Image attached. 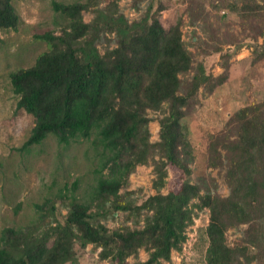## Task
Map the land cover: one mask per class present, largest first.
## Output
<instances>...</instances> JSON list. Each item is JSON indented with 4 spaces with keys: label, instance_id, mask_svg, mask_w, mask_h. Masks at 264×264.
<instances>
[{
    "label": "trees",
    "instance_id": "1",
    "mask_svg": "<svg viewBox=\"0 0 264 264\" xmlns=\"http://www.w3.org/2000/svg\"><path fill=\"white\" fill-rule=\"evenodd\" d=\"M212 1L237 11L245 35L263 37L264 3ZM153 4L132 0L141 14L129 21L116 2L54 3L65 23L58 33L37 36L47 50L32 66L10 73L16 108L34 118L20 150L48 136L63 150L87 141L92 177L82 197L74 193L78 180L66 183L64 191L35 205L37 217L30 225L3 228L0 264H78L88 246L100 262L129 264L143 250L147 259L131 264H162L181 249L186 228L203 209L208 218L205 264H264V101L237 109L221 130L208 136L206 167L220 172L227 195L217 192L215 178L196 181L195 154L183 120L200 105L201 93L211 95L226 82L228 71L214 76L202 61H194L182 39L180 18L155 47L141 32L153 24ZM203 10L204 0H187L189 20L201 15L205 27L213 30ZM83 12L92 14L89 22ZM19 23L13 0H0V32L16 30ZM235 35L229 29L210 33L217 41L213 51L235 43ZM263 58L264 49L253 51L251 63ZM150 112L159 114L154 142ZM169 165L181 171L183 180L175 193L162 194ZM137 166H151L158 204L174 196L167 215L153 210L142 219L133 217L143 209L136 195L140 190H128ZM116 213L124 221L109 229L107 222ZM229 230L239 237L229 241Z\"/></svg>",
    "mask_w": 264,
    "mask_h": 264
},
{
    "label": "rangeland",
    "instance_id": "2",
    "mask_svg": "<svg viewBox=\"0 0 264 264\" xmlns=\"http://www.w3.org/2000/svg\"><path fill=\"white\" fill-rule=\"evenodd\" d=\"M257 1L264 3V0ZM77 2L84 0H13L20 23L16 30L0 32V231L6 227L25 228L30 225L37 217L35 205L56 195L58 190L64 191V184L69 186L78 180V188L74 193L82 197L91 181V165L86 156L91 158L92 153L87 141L72 143L67 150H63L54 137L48 136L40 144L28 150H20L34 126V118L16 108L17 97L12 92L9 79L11 72L32 66L37 55L47 50L46 43L37 36L46 32L58 33L65 23L54 10L53 4ZM105 2H116L119 12L129 21L138 19L141 14L133 8L132 0ZM144 4H140L141 8ZM186 6L187 0H154L153 24L141 32L156 47L163 33L180 18L182 39L193 53L194 61H202L205 70L214 76L228 71L226 82L211 95L201 93L200 105L183 120L195 154L193 178L196 181L201 177L215 178L217 192L226 196L228 189L220 172L206 167L208 136L221 130L228 117L237 109L264 101V58L251 63L253 51L264 49V35L256 38L253 33L245 35L247 33L240 31L237 11L220 8L212 0H204L203 13L207 14V22L213 26V30L205 27L201 15L189 20ZM262 12L264 14V8ZM91 18V13L83 12L85 22ZM228 29L236 34L235 43L222 44L221 51H213V44L217 41L210 38L209 34ZM158 116V113H149L152 120L148 128L152 142L157 140ZM151 169V166H137L129 176L128 190H140L136 195L138 203H143V209L133 215L139 219L153 210H159L165 216L175 205L174 196L162 204L155 201ZM182 180L181 171L169 165L166 183L160 192L175 193ZM123 221L124 215L116 213L115 219L108 221L107 226L111 229ZM207 222V210L203 209L198 212L193 224L186 228V240L181 249L172 251L170 260L162 261V264H205L207 240L204 228ZM227 235L229 241L239 237L234 230H229ZM146 259L147 253L139 250L137 257L129 258L128 262L131 264ZM78 264L111 263L98 261L96 253L88 246L80 253Z\"/></svg>",
    "mask_w": 264,
    "mask_h": 264
}]
</instances>
